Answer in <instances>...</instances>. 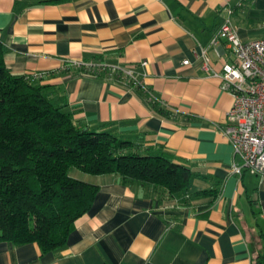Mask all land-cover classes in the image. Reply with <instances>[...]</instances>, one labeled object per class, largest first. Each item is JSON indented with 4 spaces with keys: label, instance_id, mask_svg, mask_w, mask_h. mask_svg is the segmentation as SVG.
Instances as JSON below:
<instances>
[{
    "label": "crops",
    "instance_id": "crops-1",
    "mask_svg": "<svg viewBox=\"0 0 264 264\" xmlns=\"http://www.w3.org/2000/svg\"><path fill=\"white\" fill-rule=\"evenodd\" d=\"M228 8L241 40L264 39V0H0L12 73H40L37 83L77 123L166 153L194 174L185 194L170 196L72 169L98 191L65 245L42 251L0 240V264H254L264 248V177L231 170L239 158L221 128L233 98L215 73L235 58L226 40L209 44ZM70 61L135 68L158 101Z\"/></svg>",
    "mask_w": 264,
    "mask_h": 264
},
{
    "label": "trees",
    "instance_id": "trees-1",
    "mask_svg": "<svg viewBox=\"0 0 264 264\" xmlns=\"http://www.w3.org/2000/svg\"><path fill=\"white\" fill-rule=\"evenodd\" d=\"M4 52L0 41V240L33 242L42 251L63 247L98 191L73 177L72 169L114 173L123 184L146 182L170 196L189 190L194 174L187 167L166 153H142L131 140L77 123L37 83L36 73H12ZM80 71L120 79L109 70ZM154 107L165 114L159 103ZM254 264H264V248Z\"/></svg>",
    "mask_w": 264,
    "mask_h": 264
},
{
    "label": "built area",
    "instance_id": "built-area-1",
    "mask_svg": "<svg viewBox=\"0 0 264 264\" xmlns=\"http://www.w3.org/2000/svg\"><path fill=\"white\" fill-rule=\"evenodd\" d=\"M231 14L232 9L228 8L224 21L209 42L211 46H216L226 40L235 58L233 63H225L222 70L215 73L220 79L221 89L233 98L221 131L232 145L234 155L239 158V163L233 164L232 172L240 176L246 170L264 177V39L241 40L232 24ZM199 56L203 61L202 67L208 70L210 59L207 48H201ZM183 63L187 64L188 60ZM145 64V61L141 62V65ZM69 65L88 71L119 73V78L127 84L143 90L150 102L158 101L140 82L135 68L80 61H70ZM41 76L40 73L35 74L36 78Z\"/></svg>",
    "mask_w": 264,
    "mask_h": 264
}]
</instances>
